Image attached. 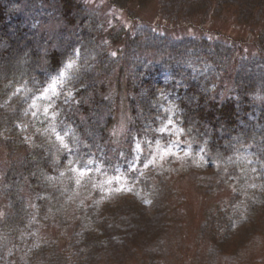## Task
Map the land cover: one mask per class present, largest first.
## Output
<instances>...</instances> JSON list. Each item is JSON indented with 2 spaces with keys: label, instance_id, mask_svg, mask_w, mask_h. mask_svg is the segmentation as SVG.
I'll list each match as a JSON object with an SVG mask.
<instances>
[{
  "label": "rangeland",
  "instance_id": "374dc122",
  "mask_svg": "<svg viewBox=\"0 0 264 264\" xmlns=\"http://www.w3.org/2000/svg\"><path fill=\"white\" fill-rule=\"evenodd\" d=\"M82 1L77 17L85 24L65 28L55 2L0 0L22 18L34 47L64 54L49 77H0V166L3 147L20 139L32 150L47 140L46 154L53 157L36 187L29 179L15 181L13 191L0 187V206L9 192L11 205L22 209L6 230L0 224V264H264V148L252 147L246 136L228 144L219 135L214 144L207 129L199 134L192 128L191 135L166 64L179 55L197 72L205 55L191 45L176 52V40L199 37V26L220 35L217 40L236 39L244 33L240 24L217 10L203 24L195 22L198 10L186 2L201 0H148L129 12L109 0ZM100 31L110 39L128 32L122 54L142 71L152 63L163 68L153 77L159 96L154 121L126 138L130 118L122 78L110 98L107 131L122 144L114 147L69 120L74 83L90 84L101 63L111 71L126 61L103 60L101 52L111 47L97 43ZM259 43L264 52V38ZM4 49L0 43V54ZM252 67L262 69L258 62ZM23 186L27 195L21 199ZM132 248L142 256L133 263L124 252Z\"/></svg>",
  "mask_w": 264,
  "mask_h": 264
},
{
  "label": "trees",
  "instance_id": "16d2710c",
  "mask_svg": "<svg viewBox=\"0 0 264 264\" xmlns=\"http://www.w3.org/2000/svg\"><path fill=\"white\" fill-rule=\"evenodd\" d=\"M43 1L55 2L59 6L61 19L66 24L65 28H68L67 25L76 28L85 24V17H77V11L83 7L82 0ZM146 1L148 0H109V5L117 10L129 12L134 5ZM202 1L186 2L189 8L193 6L198 10L194 15L195 22L203 24L210 20L217 10L220 15H225L226 19H233L235 23L240 24L244 33L240 38L217 40L216 37L220 35L205 31L199 26V37L190 36L186 40H176L175 47L178 48L176 52L186 50L189 45L195 46V49L205 55L206 62L197 66V72L196 69L192 70L188 61H182L179 55L173 54L169 58L170 61L166 62L168 80L172 87H178L174 97L178 102V111L183 118L184 127L191 135L192 128L197 129L198 133L200 131L199 134H203L206 129L212 131L214 144L219 143V135L221 140L228 144H234L236 137L246 136L249 141L254 142L252 147L258 144L264 148V52L260 49L263 43H259L264 38V0ZM128 35V32L113 34L110 39L101 31L98 32L97 43L101 42L111 47L107 48L106 52H101L103 60L112 62L113 58L125 57L126 61L111 71L103 68L101 63L98 71L93 69L90 73L89 77H93L90 84L74 83L76 105L72 108L75 110L70 112L69 120L75 121L76 126L90 128L99 143L105 146L122 145L114 142L107 131L112 122L110 98L120 87L122 78L128 92L130 118L129 130L126 131L124 138L129 137L127 133L132 131L131 129L140 132L150 126L156 117L153 115L159 111V96L153 77L163 68L152 63L142 71L140 64L136 65L131 57L124 56L120 46L127 40ZM33 41L22 18L17 14L8 13L0 4V43L5 47L0 54V77L4 74H23L28 79H39L49 77L61 67L63 51L59 49L39 51L33 46ZM257 62L262 65L261 70L253 69L252 64ZM3 91L4 89L0 96ZM161 104L160 102V107ZM20 140L21 142L18 140L3 147L6 156L0 166L2 189L13 191L14 182L26 181L25 179L32 181L30 184L36 187L40 173L48 172L50 169L53 157L46 154L47 140L34 145V150H32L34 147L30 149L26 144L23 145L24 140ZM256 148L260 149L258 146ZM18 194L21 199L25 197L27 187L23 186ZM9 195V192H6L5 200L0 206V224L4 230L11 225L16 216H20L22 210L11 205ZM217 212L216 210L215 215ZM257 218L261 220V217ZM132 251H124L131 263L142 257L139 252ZM122 263L125 264L126 261Z\"/></svg>",
  "mask_w": 264,
  "mask_h": 264
},
{
  "label": "snow or ice",
  "instance_id": "6c2138e0",
  "mask_svg": "<svg viewBox=\"0 0 264 264\" xmlns=\"http://www.w3.org/2000/svg\"><path fill=\"white\" fill-rule=\"evenodd\" d=\"M68 67H71V64H69Z\"/></svg>",
  "mask_w": 264,
  "mask_h": 264
}]
</instances>
